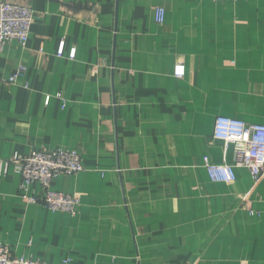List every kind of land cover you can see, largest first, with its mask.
Listing matches in <instances>:
<instances>
[{"label":"crops","instance_id":"crops-1","mask_svg":"<svg viewBox=\"0 0 264 264\" xmlns=\"http://www.w3.org/2000/svg\"><path fill=\"white\" fill-rule=\"evenodd\" d=\"M6 1L34 19L0 54V244L47 264H264V176L204 167L233 163L217 117L264 125V0ZM59 149L85 167L52 184L80 195L74 216L24 203L9 162Z\"/></svg>","mask_w":264,"mask_h":264},{"label":"built area","instance_id":"built-area-1","mask_svg":"<svg viewBox=\"0 0 264 264\" xmlns=\"http://www.w3.org/2000/svg\"><path fill=\"white\" fill-rule=\"evenodd\" d=\"M64 1V0H58ZM236 1V0H212ZM164 9L157 8L155 20L158 24L164 21ZM34 13L31 9L0 0V54L11 41H16L25 47ZM64 43L59 44L57 56L63 57ZM68 59L75 58L71 50ZM25 67L20 66L5 83L14 84L25 73ZM176 78L184 76V67L175 68ZM50 100L46 98V103ZM212 139L223 142L224 152L229 148L233 151V163L213 165L204 158V167L214 183L232 184L236 180L235 168L241 167L249 171L253 180L264 176V125L251 124L219 116L215 119ZM14 172L19 176V196L28 205H40L52 213L62 212L71 216L76 214L80 203L79 194H66L54 191L52 184L61 176L77 175L85 171L83 161L74 151L59 149L52 151H32L27 155L16 154L9 161ZM7 165V162H3ZM250 214H255L250 212ZM0 264H47L33 258L15 256L10 247L0 244Z\"/></svg>","mask_w":264,"mask_h":264},{"label":"rangeland","instance_id":"rangeland-1","mask_svg":"<svg viewBox=\"0 0 264 264\" xmlns=\"http://www.w3.org/2000/svg\"><path fill=\"white\" fill-rule=\"evenodd\" d=\"M9 3V2H8ZM242 93H244L243 89H237V98L239 100V98L242 97ZM242 99V98H241ZM243 100V99H242Z\"/></svg>","mask_w":264,"mask_h":264}]
</instances>
